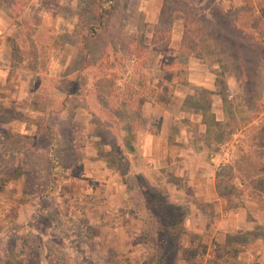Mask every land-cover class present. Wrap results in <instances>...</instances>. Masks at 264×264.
Wrapping results in <instances>:
<instances>
[{
  "label": "rangeland",
  "instance_id": "374dc122",
  "mask_svg": "<svg viewBox=\"0 0 264 264\" xmlns=\"http://www.w3.org/2000/svg\"><path fill=\"white\" fill-rule=\"evenodd\" d=\"M99 1L32 0L28 7L33 38L51 54L40 72L19 70L7 99L0 96V264H141L153 255L164 264H264V192L224 200L199 187L222 166L244 167L241 154L264 167V138L256 131L264 123V31L252 30L253 40L237 32L225 12L241 0H171L169 43L166 51L153 47L145 72L155 85L164 55L180 64L202 61L213 91L198 89L188 100L204 111L215 95L221 119L214 124L204 115L211 127L205 175L196 172L199 180L194 175L183 192L172 176L146 178L157 192L149 199L147 190L138 193L142 180L113 145L91 91L99 74L125 77L126 60L112 59L138 34L149 43L162 0H112L104 25L88 37L83 27L101 19ZM182 9L213 35L217 54L178 51ZM17 52L28 58L24 45ZM9 56L17 69L10 49ZM150 102L141 106L144 115ZM180 213V229L172 232Z\"/></svg>",
  "mask_w": 264,
  "mask_h": 264
},
{
  "label": "trees",
  "instance_id": "16d2710c",
  "mask_svg": "<svg viewBox=\"0 0 264 264\" xmlns=\"http://www.w3.org/2000/svg\"><path fill=\"white\" fill-rule=\"evenodd\" d=\"M112 0H100L99 19L96 25H84L83 34L94 36L104 25L106 20V8ZM8 15L11 18L13 27L21 28L27 43L28 58L22 64V58L17 52V47L10 41L11 56L18 68L30 73L40 72L51 54V47L48 44L36 42L33 38L35 27L22 18V14L30 0H7ZM175 8L171 0H162L155 28L152 32L149 43H144L141 34L125 41L124 52H118L112 60H126L124 63L125 77L115 73L101 75L94 83L92 94L95 102L101 107L104 117L111 126L110 133L113 145L118 147V152L122 156H127V166L135 179L144 181L145 179L136 172L135 168L139 161L136 151V135L138 132L157 134L159 130V120L151 115H144L141 110L143 103L156 96L158 91L151 85V81L146 74L150 64V56L153 47L166 51L170 40V29ZM232 19L237 32L248 40L256 39L252 30L264 31V0H241V6L225 12ZM182 25L178 51L184 54H192L201 57H210L217 54L213 35L201 25L199 18L195 17L189 10H181ZM85 31V32H84ZM82 41V49L86 50ZM125 55L123 56V54ZM85 54V53H84ZM107 57V53L102 54L101 59ZM169 58V61H165ZM88 64V63H87ZM113 65L112 61L109 66ZM161 79L168 89L172 91L174 84L186 82L185 67L176 63L173 57L164 55L160 65ZM104 81V82H103ZM107 89L101 90V83H107ZM97 83H100L97 84ZM205 115V114H204ZM208 117H210L208 115ZM203 119L205 120L204 116ZM213 120V119H211ZM206 122V121H205ZM208 123V122H207ZM261 138H264V123L256 129ZM113 146L111 143H108ZM244 162V167H233L227 164L219 168L213 178V190L218 199L229 200L238 198L246 194H254L261 197L264 192V167L256 158L247 157L244 154L238 155ZM118 160V159H117ZM117 162V161H116ZM119 167V163L115 165ZM107 165V162H106ZM140 181L136 189L149 192V199H155L156 190L152 189L146 181ZM145 185V186H144ZM168 206L173 209L172 205ZM182 214L170 226L172 232L180 229ZM157 232H161L160 229ZM234 251V250H233ZM110 257L113 253H109ZM141 264H164L163 258L158 255L147 257Z\"/></svg>",
  "mask_w": 264,
  "mask_h": 264
},
{
  "label": "crops",
  "instance_id": "0c3cea01",
  "mask_svg": "<svg viewBox=\"0 0 264 264\" xmlns=\"http://www.w3.org/2000/svg\"><path fill=\"white\" fill-rule=\"evenodd\" d=\"M31 1L22 14V18L29 23L31 21L26 18V14ZM2 5H0V96L2 94L1 100H6L9 93H7L8 85L13 77L21 71L31 73L17 66V69L10 66V41H13L16 47L24 45L26 49L27 43L22 29L12 26L8 7L3 8ZM21 58L23 64L26 59L22 56ZM14 63L16 64L15 61ZM182 65L186 70V82L174 84L171 92H168L161 79H156V82L159 80L158 84H152L158 93L150 100L149 112L146 111L148 113L145 115L154 116L159 120V130L154 135L144 131L138 132L135 143V151L139 159L135 168L136 172L144 179L157 175L165 179L172 176L178 179L176 185L179 184L183 189L178 192H183L184 187L192 185L194 175V180H199L196 172L199 171L200 176L205 175L201 168L202 166L207 168L204 157H206V149L211 144L208 136L211 127L210 123L203 119L204 114L209 115L214 124L221 119L214 109L215 95L212 102H209V109L206 108L204 111L197 109V106L188 100L194 97L198 89L213 91V78L210 73H205L204 68L199 69L202 61L190 58L186 64ZM203 182L205 184L199 183V187L201 189L204 187L206 193L203 194L207 196L209 187L213 189V179H206Z\"/></svg>",
  "mask_w": 264,
  "mask_h": 264
},
{
  "label": "built area",
  "instance_id": "2783aa9c",
  "mask_svg": "<svg viewBox=\"0 0 264 264\" xmlns=\"http://www.w3.org/2000/svg\"><path fill=\"white\" fill-rule=\"evenodd\" d=\"M221 146V145H220ZM221 148V147H220ZM3 217H4V215H3V213H2V211L0 210V224L2 223V221H3Z\"/></svg>",
  "mask_w": 264,
  "mask_h": 264
}]
</instances>
